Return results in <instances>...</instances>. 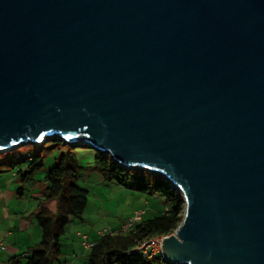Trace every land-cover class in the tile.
Returning a JSON list of instances; mask_svg holds the SVG:
<instances>
[{
  "label": "water",
  "instance_id": "1",
  "mask_svg": "<svg viewBox=\"0 0 264 264\" xmlns=\"http://www.w3.org/2000/svg\"><path fill=\"white\" fill-rule=\"evenodd\" d=\"M56 135L160 174L169 264H264V0H0V151Z\"/></svg>",
  "mask_w": 264,
  "mask_h": 264
},
{
  "label": "trees",
  "instance_id": "2",
  "mask_svg": "<svg viewBox=\"0 0 264 264\" xmlns=\"http://www.w3.org/2000/svg\"><path fill=\"white\" fill-rule=\"evenodd\" d=\"M47 142L53 143L55 147L66 146L67 149L81 144L88 146L86 143L65 144L56 136L48 137L45 143ZM71 157V152L61 155L46 171L41 187L37 188V210L31 217L39 227L40 241L22 254L9 258L8 264H52L59 261L60 242L66 228L72 219H81L87 204V191L78 185V181L85 176L83 169L72 164L73 158L70 163ZM40 158L39 155L29 154L26 163L18 169V198L25 195L23 191L26 187L34 185V176L42 167ZM93 164L106 181L115 182L125 189L144 195L160 197L166 211L152 218L143 217L127 234H103L94 241V246L88 251L86 264H153L160 261V254L148 258L132 249L136 244L153 236L172 233L180 224L184 203L177 190L175 191L170 182L160 174L121 166L103 151L94 149Z\"/></svg>",
  "mask_w": 264,
  "mask_h": 264
},
{
  "label": "rangeland",
  "instance_id": "3",
  "mask_svg": "<svg viewBox=\"0 0 264 264\" xmlns=\"http://www.w3.org/2000/svg\"><path fill=\"white\" fill-rule=\"evenodd\" d=\"M46 139L39 143H24L14 146L12 149L0 151V242L3 243L5 248L7 242L10 243L9 246H12L11 239L4 237L6 228L9 226V219H14L19 215H25L28 219L37 210V194H31L30 187L24 189L25 195L22 198H18L16 195V189L19 186L16 181L17 171L26 163L29 154L41 157V170L34 176L33 184L36 188L41 187L46 171L58 161L61 155L68 152L72 153L69 162L71 163L73 158L72 164L81 167L85 175L84 178L78 181V185L87 191L85 212L81 219H72L68 224L66 233L60 242L61 255L59 261L52 264H86L85 254L87 252L80 244V234L97 239L98 231L99 233H103V231L121 233L123 225L127 223L135 210L145 209L146 213L143 217L152 218L166 209L162 199L158 196L144 195L125 189L115 182L106 181L101 172L94 168V149L91 146L81 144L75 148L67 149L63 145L55 147L51 142L45 143ZM61 141L68 144L63 139ZM173 189L176 191L175 188ZM176 192L181 197L180 192L178 190ZM28 203H30L29 206ZM8 213L10 218H8ZM31 221L33 228L29 227L23 234L32 235L35 229L38 243L40 241V230L35 220ZM14 224L11 226L13 227ZM7 253L6 251V254L3 253L2 255L6 256ZM158 256L160 257V255ZM153 264L169 263L163 262L161 259Z\"/></svg>",
  "mask_w": 264,
  "mask_h": 264
},
{
  "label": "crops",
  "instance_id": "4",
  "mask_svg": "<svg viewBox=\"0 0 264 264\" xmlns=\"http://www.w3.org/2000/svg\"><path fill=\"white\" fill-rule=\"evenodd\" d=\"M30 190H31V194H35L37 191V188H36V186L32 185V187H30ZM29 205H30V203H28V206ZM8 218H10L9 213H8ZM31 220H33L32 217L27 219L25 215H19V216H16L14 219H9V221H8L9 226L6 228V232H5L4 237L6 239H11L12 246H9L10 243L7 242V246H6L5 250L0 251V264H8L9 258L20 255L23 252L27 251L33 245L37 244L38 236H37V231H35V229H34V233H32V235L23 234V232L27 231V229L29 227L33 228V223ZM13 223H15V224L12 227L11 225ZM102 235L103 234L99 233V231H98V238ZM87 237L90 241L96 240L94 238H91L90 236H87ZM80 244H81V242H80ZM6 251L8 252L7 255L3 256L2 254L3 253L6 254ZM86 252L88 253V251H86ZM87 253L85 254V256H87ZM74 257L77 258L76 255H74Z\"/></svg>",
  "mask_w": 264,
  "mask_h": 264
},
{
  "label": "built area",
  "instance_id": "5",
  "mask_svg": "<svg viewBox=\"0 0 264 264\" xmlns=\"http://www.w3.org/2000/svg\"><path fill=\"white\" fill-rule=\"evenodd\" d=\"M145 213H146L145 209L135 210L133 214L131 215V217L129 218V220L127 221V223L123 225L122 231L120 234H127L128 232L132 231L134 227L141 222ZM105 233L107 232L103 231L102 234H105ZM172 233L167 234V235L161 234V235L153 236L146 241H142L136 244V246L132 250L144 256H147L148 258L155 257L160 253V248H161V244L163 240L169 237ZM110 234L115 235L118 233L110 232ZM79 237H80V242H81L83 249L85 251H90V249H92V247L95 244L94 241H90L87 235L85 234H80ZM4 250H5V246L3 245L2 242H0V251H4Z\"/></svg>",
  "mask_w": 264,
  "mask_h": 264
},
{
  "label": "bare ground",
  "instance_id": "6",
  "mask_svg": "<svg viewBox=\"0 0 264 264\" xmlns=\"http://www.w3.org/2000/svg\"><path fill=\"white\" fill-rule=\"evenodd\" d=\"M176 190H178L175 186H173ZM179 191V190H178ZM180 192V191H179Z\"/></svg>",
  "mask_w": 264,
  "mask_h": 264
}]
</instances>
